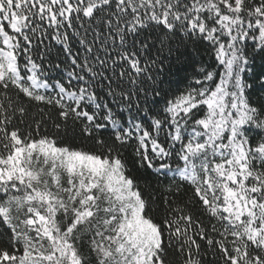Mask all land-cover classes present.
Listing matches in <instances>:
<instances>
[{"label": "snow or ice", "instance_id": "1", "mask_svg": "<svg viewBox=\"0 0 264 264\" xmlns=\"http://www.w3.org/2000/svg\"><path fill=\"white\" fill-rule=\"evenodd\" d=\"M0 264H264V0H0Z\"/></svg>", "mask_w": 264, "mask_h": 264}, {"label": "trees", "instance_id": "2", "mask_svg": "<svg viewBox=\"0 0 264 264\" xmlns=\"http://www.w3.org/2000/svg\"><path fill=\"white\" fill-rule=\"evenodd\" d=\"M79 144L85 147L87 146L86 142H83V141L79 142Z\"/></svg>", "mask_w": 264, "mask_h": 264}]
</instances>
